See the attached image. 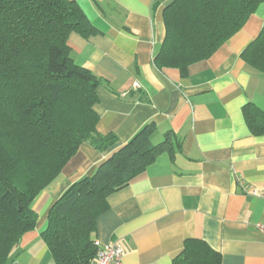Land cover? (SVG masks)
I'll return each mask as SVG.
<instances>
[{
	"label": "crops",
	"instance_id": "crops-1",
	"mask_svg": "<svg viewBox=\"0 0 264 264\" xmlns=\"http://www.w3.org/2000/svg\"><path fill=\"white\" fill-rule=\"evenodd\" d=\"M70 1L100 31L87 39L73 33L68 44L75 64L102 80L97 131L118 143L105 153L81 146L35 200L36 229L23 236L13 264H56L42 239L50 209L149 124L157 128L153 142L173 131L180 151L173 160L160 156L110 199L94 239L121 247L120 264H173L188 239L208 244L221 264H264V136L251 134L242 112L249 103L264 111V75L241 58L264 27V4L183 79L154 64L174 0Z\"/></svg>",
	"mask_w": 264,
	"mask_h": 264
},
{
	"label": "trees",
	"instance_id": "trees-1",
	"mask_svg": "<svg viewBox=\"0 0 264 264\" xmlns=\"http://www.w3.org/2000/svg\"><path fill=\"white\" fill-rule=\"evenodd\" d=\"M264 0H174L163 14L166 36L157 69L178 70L209 60L246 25ZM100 31L70 0H0V264H13L26 233L36 229L33 204L85 143L99 153L114 134L97 131L102 80L75 64L68 40ZM241 58L264 75V27ZM243 116L254 137L264 136V111L247 104ZM154 124L142 128L90 177L72 184L48 214L42 239L56 264H91L97 221L110 199L128 188L163 154L175 158L173 131L153 143ZM173 264H221V255L198 239L185 241Z\"/></svg>",
	"mask_w": 264,
	"mask_h": 264
},
{
	"label": "built area",
	"instance_id": "built-area-1",
	"mask_svg": "<svg viewBox=\"0 0 264 264\" xmlns=\"http://www.w3.org/2000/svg\"><path fill=\"white\" fill-rule=\"evenodd\" d=\"M136 88L140 86L135 84ZM253 196H259L256 191L252 192ZM264 198V195H260ZM258 229L264 231V224L258 225ZM95 246L98 250L97 255L92 260L91 264H120L123 257V250L121 247L115 244H102L99 241H95Z\"/></svg>",
	"mask_w": 264,
	"mask_h": 264
},
{
	"label": "rangeland",
	"instance_id": "rangeland-1",
	"mask_svg": "<svg viewBox=\"0 0 264 264\" xmlns=\"http://www.w3.org/2000/svg\"><path fill=\"white\" fill-rule=\"evenodd\" d=\"M139 85V84H138ZM140 86V85H139ZM138 89V88H137ZM163 141V140H162ZM162 141H157V142H153L154 144H158V143H160V142H162Z\"/></svg>",
	"mask_w": 264,
	"mask_h": 264
}]
</instances>
